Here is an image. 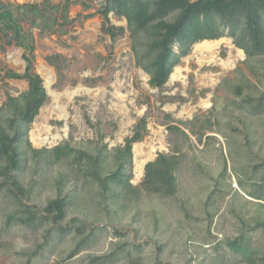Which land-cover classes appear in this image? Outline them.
<instances>
[{
	"label": "trees",
	"instance_id": "obj_1",
	"mask_svg": "<svg viewBox=\"0 0 264 264\" xmlns=\"http://www.w3.org/2000/svg\"><path fill=\"white\" fill-rule=\"evenodd\" d=\"M0 4V49L21 47L25 61L22 73L8 70L5 75L27 81L26 90L17 96L7 93L0 106V242L15 226L34 236L29 245L14 248L12 264H46L53 254L60 255L62 264L96 243L108 227L114 236L122 237L118 226L132 209L133 220L139 218L138 199L143 191L174 199L183 212L190 240L199 235L190 221L198 219L192 209L201 205L211 234V224L220 210L217 200L223 192V184L218 187L216 183L229 175H234L239 188L226 209L235 220L220 215L231 224L232 233L218 240L215 248L222 244L230 255L212 258L209 264H264V152L258 155L253 151L264 137V0H100L95 13L102 17L101 32L112 39L124 32L123 27L110 23V13L126 20L135 62L149 75L152 87L162 88L173 67L197 42L228 36L245 54L231 76L221 81L225 105L191 129L202 143L201 150L212 149L217 141L206 134L210 130L220 131L227 140V154L218 148L221 169L217 177L196 154L189 134L177 124H168L174 136L170 152H159L145 164L139 186L131 183L132 144L146 133L145 117L122 144L112 148L99 131L96 140H64L50 148H35L28 138L31 124L47 100L42 79L33 69L32 30L62 33V27L74 20L69 15L71 5L80 4L84 9L89 5L81 0ZM59 57L50 55L46 61L60 70ZM223 117L228 118L227 129L215 128ZM196 120L195 116L193 122ZM199 182L202 185L196 187ZM192 186L207 192L196 204L189 202L190 195L197 192L190 191ZM148 213L157 228V223L163 222L161 212L152 208ZM63 244L66 248H60ZM112 245L106 253L87 254L82 262L144 264L141 244L119 240Z\"/></svg>",
	"mask_w": 264,
	"mask_h": 264
},
{
	"label": "rangeland",
	"instance_id": "obj_2",
	"mask_svg": "<svg viewBox=\"0 0 264 264\" xmlns=\"http://www.w3.org/2000/svg\"><path fill=\"white\" fill-rule=\"evenodd\" d=\"M41 1L0 0V3L14 5ZM49 1L56 4L60 0ZM81 1H85L89 7L84 9L80 4H72L69 15L74 20L62 27V33L44 34L37 28L32 30L35 46L33 69L40 75L47 93V100L28 132L32 146L50 148L64 140L72 143L96 140L99 131L105 134L104 142L108 148H112L122 144L132 134L138 120L145 117L146 133L140 141L132 144L131 183L134 186H139L147 162L154 160L159 152H170L174 136L167 129L168 124H177L189 134L197 147L196 154L212 167V176L216 178L221 169L217 158L218 148L220 146L223 153L227 154V140L220 131L210 130L206 134L215 136L217 141L210 146L212 149L201 150L202 143L197 141L191 129L210 112L215 114L225 105L220 84L224 78L231 76L233 69L245 58L243 50L235 47L228 36L207 40L210 41L209 50L201 48L202 41L197 42L173 67L165 85L155 88L148 83L149 75L135 62L126 20L109 14L112 25L124 28L123 34L112 39L100 30L102 17L95 13L100 0ZM90 13L93 15L86 17ZM24 27L27 29L28 25ZM22 54L23 49L14 45L0 49V106L7 93L17 96L27 89L24 79L5 75L8 70L23 72L25 61ZM50 55L60 56V70L46 61ZM195 116L198 120L193 122ZM211 119L214 121V117ZM227 119L223 117L221 124L215 125V128L227 129ZM189 122L192 124L189 125ZM233 122L237 123L234 119ZM37 138L41 139L40 143H36ZM253 151L258 155L264 152V137L259 138ZM140 161H143L141 171L137 165ZM209 184L211 187L214 185L213 179L209 180ZM216 184L218 187L223 184V192L217 200L220 210L214 216L211 234L207 233L208 222L201 205L192 209L198 219L190 221L199 235L195 240H190L183 212L176 206L174 199H161L143 191L138 199L139 218L133 220L135 209H132L118 226L124 234L122 237L114 236L108 227L96 243L62 264H84L82 259L87 254L106 253L112 249V242L119 240L141 244L144 264H209L212 258L227 257L230 252L222 244L215 248V243L232 233L231 224L220 215H226L230 221L235 220L226 209L230 197L239 188L234 175ZM199 185L202 183L195 184L196 187ZM193 190L197 192L190 195L189 202L196 204L207 192L192 186L190 191ZM39 198V201L43 199L42 196ZM152 208L158 209L163 216V222L159 221L155 229L148 213ZM33 240L34 236L27 229L15 226L9 236L0 242V264H12L14 248L29 245ZM64 245L60 248H66L67 245ZM60 262V255L53 254L46 264ZM114 264H126V261L120 260Z\"/></svg>",
	"mask_w": 264,
	"mask_h": 264
},
{
	"label": "bare ground",
	"instance_id": "obj_3",
	"mask_svg": "<svg viewBox=\"0 0 264 264\" xmlns=\"http://www.w3.org/2000/svg\"><path fill=\"white\" fill-rule=\"evenodd\" d=\"M208 43H210V41H207V40H205L204 42L202 41V43H201V48H206V49H210L211 48V46L210 45H208ZM41 142V139L40 138H37V140H36V143H40ZM142 164H143V161H140L137 165H138V168H139V170L141 171V169H142Z\"/></svg>",
	"mask_w": 264,
	"mask_h": 264
},
{
	"label": "water",
	"instance_id": "obj_4",
	"mask_svg": "<svg viewBox=\"0 0 264 264\" xmlns=\"http://www.w3.org/2000/svg\"><path fill=\"white\" fill-rule=\"evenodd\" d=\"M2 5L0 4V7H1Z\"/></svg>",
	"mask_w": 264,
	"mask_h": 264
}]
</instances>
